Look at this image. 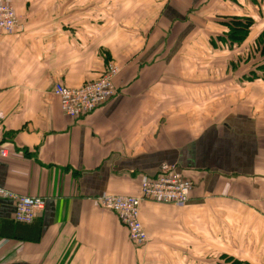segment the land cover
<instances>
[{"label":"crops","instance_id":"obj_1","mask_svg":"<svg viewBox=\"0 0 264 264\" xmlns=\"http://www.w3.org/2000/svg\"><path fill=\"white\" fill-rule=\"evenodd\" d=\"M240 1L0 0L18 19L0 36V188L45 203L21 224L0 198V264H264V71L243 83L226 70L239 48L221 42ZM249 30L245 45L264 19ZM108 62L116 95L63 115L54 85L95 81ZM164 163L189 199L144 201L137 246L96 198L138 195Z\"/></svg>","mask_w":264,"mask_h":264},{"label":"built area","instance_id":"obj_2","mask_svg":"<svg viewBox=\"0 0 264 264\" xmlns=\"http://www.w3.org/2000/svg\"><path fill=\"white\" fill-rule=\"evenodd\" d=\"M18 30V19L13 8L0 4V36L13 35ZM120 68L108 62L100 77L77 88H67L55 84L51 94L58 98L60 110L69 118H79L90 114L116 95L115 80ZM9 156L6 148L0 146V160ZM191 183L185 179L174 164L164 163L154 178H143L136 196L102 194L96 198L97 205L114 214L119 223L126 228L132 244L143 246L148 236L139 218V208L144 201H156L183 208L191 191ZM0 198L12 200L13 219L17 223L30 224L44 208V200L37 197L18 195L8 189L0 188Z\"/></svg>","mask_w":264,"mask_h":264},{"label":"rangeland","instance_id":"obj_3","mask_svg":"<svg viewBox=\"0 0 264 264\" xmlns=\"http://www.w3.org/2000/svg\"><path fill=\"white\" fill-rule=\"evenodd\" d=\"M240 3H241L240 6L241 11L238 10L239 12L237 13V15L239 16L230 18V20L239 19L245 21L246 23L247 19L251 18V20L254 23L257 17L262 20L264 19L263 18L264 16H262V9H261V7H264V0H241ZM255 8L259 9L260 14L257 15L254 12ZM250 28H253V25ZM249 34H250V30L244 41H241L240 43L242 47L239 46L233 47V45L235 44L230 43L229 39L235 38V35L232 33L231 30H227L225 33H223V36H221L223 38L221 42L225 44L224 47L228 49L239 48L237 49L239 50L237 51L239 52V54L237 55L236 58L232 59V61L230 60V63L227 64L226 66V70H231V72L239 73V75L242 76L240 79L241 81H243V83L244 81H249L251 78H253V74L255 75V71L258 70L264 71V31L258 34L256 40L253 41V37H252V41H251L252 43H248L247 45H245L244 42L246 39H248ZM244 35L245 32H243L242 34L240 33L239 38L242 39ZM220 48L221 45H219L218 49ZM200 53H201L200 50H195V54H200ZM226 60H227L226 57H224L222 58V62L215 61L210 63L209 66L213 70H218L219 68L224 69ZM201 65H202L201 63H197L194 66L197 68L200 67ZM239 75L238 74L235 75V77H237L236 80L239 79ZM231 76H233L232 73Z\"/></svg>","mask_w":264,"mask_h":264},{"label":"trees","instance_id":"obj_4","mask_svg":"<svg viewBox=\"0 0 264 264\" xmlns=\"http://www.w3.org/2000/svg\"><path fill=\"white\" fill-rule=\"evenodd\" d=\"M253 25V21L251 20V18L247 19V22L245 23V21L243 20H229L227 22V27L228 30H231L232 33L235 35V38L229 39L230 43H234V44H240L241 41H244V39L246 38L248 32H249V28ZM243 32H245L244 37L241 39L240 37V33L242 34ZM239 35V36H238Z\"/></svg>","mask_w":264,"mask_h":264}]
</instances>
